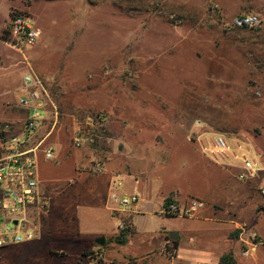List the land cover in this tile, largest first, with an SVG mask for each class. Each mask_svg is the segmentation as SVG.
Segmentation results:
<instances>
[{"label":"rangeland","instance_id":"1","mask_svg":"<svg viewBox=\"0 0 264 264\" xmlns=\"http://www.w3.org/2000/svg\"><path fill=\"white\" fill-rule=\"evenodd\" d=\"M249 13L259 15L261 28L231 26L237 14ZM16 14L28 16L41 31L35 46L14 44L7 26ZM260 32L264 0H0V143L22 138L25 112L15 102L29 72L42 81L48 98L42 124L21 147L44 140L40 150L51 147V162L62 168L167 157L174 142L164 133L175 130L187 137L223 133L232 144L261 139L264 83L257 75L264 74V61L255 45ZM77 130L83 135L79 147L73 144ZM170 167L149 175L177 168ZM46 203L37 215L33 211L34 222L48 210ZM121 218L131 229V213ZM185 224L160 215L158 207L140 213L136 237L125 246L127 258L171 264L158 239ZM40 237L37 227L34 240ZM16 249L0 251V264H10V256L18 258L12 264H35L38 252Z\"/></svg>","mask_w":264,"mask_h":264},{"label":"crops","instance_id":"2","mask_svg":"<svg viewBox=\"0 0 264 264\" xmlns=\"http://www.w3.org/2000/svg\"><path fill=\"white\" fill-rule=\"evenodd\" d=\"M255 35L259 39L255 45L264 61V32ZM263 76L257 75L259 83H264ZM164 134L173 135L174 142L173 148L167 149V157H153L139 161V164L136 161L133 164L123 160L110 161L102 164L97 172H90L93 164L90 162L83 164L89 170L74 169L72 165L62 168L39 154L38 193L49 200L48 210L39 214L35 222L32 218L41 237L6 246L0 251L10 247L17 248L13 251L16 253L38 252L35 264H81L79 257L94 251L102 253L103 264H137L136 260L127 258L125 248L136 237V216L155 207L160 214L167 200L184 205L197 199L203 202L204 208L192 218H179L186 224L174 229L177 239L173 241L167 235L158 239L163 255L171 264H176L178 259L180 262L187 259L191 264H220L225 256H230L232 264H264V196L259 192L264 188L263 174L240 181L237 179L239 170L232 163L214 162L183 132L175 130ZM249 142L264 167V135ZM170 166L177 168L168 174L149 175L152 169L163 172ZM113 181L120 183L121 194L137 193L139 196L131 213V230L124 245L113 241L119 234L118 222L109 210L113 206L108 199ZM252 235L259 237L261 242L258 238L252 241ZM98 238L104 239L102 245L96 243ZM251 242L253 247L249 245ZM22 245L26 246L20 248ZM171 245L176 249L174 260L166 254ZM50 252L64 253L67 258L51 256ZM8 260L12 264L18 258L10 256Z\"/></svg>","mask_w":264,"mask_h":264},{"label":"built area","instance_id":"3","mask_svg":"<svg viewBox=\"0 0 264 264\" xmlns=\"http://www.w3.org/2000/svg\"><path fill=\"white\" fill-rule=\"evenodd\" d=\"M262 22L257 14H241L231 20L234 28H261ZM8 31L14 44L17 46L33 47L41 38V31L35 27L32 20L23 14L14 15L8 25ZM48 98L42 81L34 73L22 76L19 94L15 105L25 112L22 138L11 139L8 144L0 143V249L23 244L35 239L37 229L32 221V213L41 212L47 205L46 200L38 193L37 186V159L41 153L46 161L54 159L51 147L40 146L44 140L33 148L23 150L22 145L29 135L34 134L44 120L45 99ZM194 139L202 154L217 163H232L238 170L237 179L247 181L258 173L264 176V167L257 153L248 141H236L230 144L224 135L219 133L206 134L193 132L189 140ZM83 135L79 130L74 132L73 144L79 147ZM94 171H100L101 165L92 164ZM112 190L108 199L113 204L109 210L117 220V229L122 231L129 225L121 218L133 212V207L138 202V194H121V185L112 182ZM264 196V188L259 190ZM204 208L203 202L193 199L187 204L180 205L173 200H167L161 208L160 214L172 218H192ZM15 222V223H14ZM252 241L256 239L252 235ZM253 247V244H249ZM246 251L243 252L245 254ZM170 260L176 257L173 245L166 250ZM81 264H103V255L99 251L83 254L79 257Z\"/></svg>","mask_w":264,"mask_h":264},{"label":"trees","instance_id":"4","mask_svg":"<svg viewBox=\"0 0 264 264\" xmlns=\"http://www.w3.org/2000/svg\"><path fill=\"white\" fill-rule=\"evenodd\" d=\"M6 32H3L1 35V39L5 40V34ZM130 227H125L122 231L119 232V234L114 238V242L120 245H124L127 242V236L130 234ZM174 244H176V242H174ZM220 264H232L231 260H230V256H225Z\"/></svg>","mask_w":264,"mask_h":264},{"label":"water","instance_id":"5","mask_svg":"<svg viewBox=\"0 0 264 264\" xmlns=\"http://www.w3.org/2000/svg\"><path fill=\"white\" fill-rule=\"evenodd\" d=\"M14 223H15V222H14ZM168 236H169V238H170L171 240L174 241V240L177 239V232H171ZM95 241H96V243L102 245L104 239H103V238H98V239H96Z\"/></svg>","mask_w":264,"mask_h":264}]
</instances>
